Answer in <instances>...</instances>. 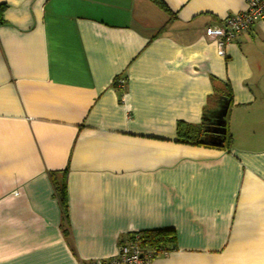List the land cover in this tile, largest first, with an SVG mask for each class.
Listing matches in <instances>:
<instances>
[{
    "label": "crops",
    "instance_id": "0c3cea01",
    "mask_svg": "<svg viewBox=\"0 0 264 264\" xmlns=\"http://www.w3.org/2000/svg\"><path fill=\"white\" fill-rule=\"evenodd\" d=\"M162 1L0 0V264L167 228L151 264H264V19L223 56L205 29L246 0ZM225 94L231 148L180 141Z\"/></svg>",
    "mask_w": 264,
    "mask_h": 264
},
{
    "label": "built area",
    "instance_id": "2783aa9c",
    "mask_svg": "<svg viewBox=\"0 0 264 264\" xmlns=\"http://www.w3.org/2000/svg\"><path fill=\"white\" fill-rule=\"evenodd\" d=\"M263 19L264 0H246V5L241 11L225 17L221 23L207 26L205 33L215 41L218 53L224 56L228 43ZM169 253L168 250L143 247L140 243V235L135 234L133 238L119 246L114 256L86 264H151L156 258L167 256Z\"/></svg>",
    "mask_w": 264,
    "mask_h": 264
},
{
    "label": "trees",
    "instance_id": "16d2710c",
    "mask_svg": "<svg viewBox=\"0 0 264 264\" xmlns=\"http://www.w3.org/2000/svg\"><path fill=\"white\" fill-rule=\"evenodd\" d=\"M155 2L164 11L169 12L168 7L165 5V3L162 0H155ZM6 9H7L6 4H0V26L5 24L4 12L6 11ZM224 97H229L231 99V96L229 94H225ZM211 105L212 104L207 105L204 116H206L207 113L212 109ZM204 123L205 122H202V124L199 125H188L182 123L178 124V132L180 133L179 140L190 144H199V145L208 146L202 142V137L204 133L203 126L205 125ZM231 144H232V136L228 130L226 135L225 145L220 148L228 150L231 148ZM53 181H54L55 195L58 198V201L60 202L64 214H66L68 203H67L65 178L63 177L62 179L59 180L56 177H54ZM137 234L140 235V243L143 247L155 248L159 250H168V251H172L175 249L174 243L176 240V231L174 229L167 228V229L146 230ZM131 238H133V235H131Z\"/></svg>",
    "mask_w": 264,
    "mask_h": 264
},
{
    "label": "water",
    "instance_id": "95a60500",
    "mask_svg": "<svg viewBox=\"0 0 264 264\" xmlns=\"http://www.w3.org/2000/svg\"><path fill=\"white\" fill-rule=\"evenodd\" d=\"M231 99L223 97L214 109L204 116L205 125L202 142L212 147H223L227 135V115L230 109Z\"/></svg>",
    "mask_w": 264,
    "mask_h": 264
}]
</instances>
